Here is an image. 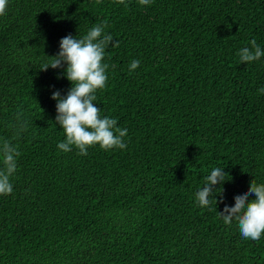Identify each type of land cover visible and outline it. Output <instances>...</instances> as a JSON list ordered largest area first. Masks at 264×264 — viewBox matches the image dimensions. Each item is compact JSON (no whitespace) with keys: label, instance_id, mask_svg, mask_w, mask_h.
I'll return each mask as SVG.
<instances>
[{"label":"trees","instance_id":"16d2710c","mask_svg":"<svg viewBox=\"0 0 264 264\" xmlns=\"http://www.w3.org/2000/svg\"><path fill=\"white\" fill-rule=\"evenodd\" d=\"M125 4L8 0L0 16V142L20 152L0 195V264H264V233L245 239L218 215L264 183V55H238L252 39L264 51V0ZM105 21L119 46L93 103L128 129L127 147L64 152L51 94L71 82L39 68L62 37ZM215 167L226 180L201 207Z\"/></svg>","mask_w":264,"mask_h":264},{"label":"clouds","instance_id":"9594fccd","mask_svg":"<svg viewBox=\"0 0 264 264\" xmlns=\"http://www.w3.org/2000/svg\"><path fill=\"white\" fill-rule=\"evenodd\" d=\"M151 2L152 0H139L141 5H149ZM117 3L125 4V0H117ZM7 4L8 0H0V16L6 14ZM106 27L105 21L94 25L82 38L71 34L62 37L59 52L39 68L43 71L49 67L60 68L63 70L60 75L71 82L66 95L62 96L59 90L51 94V98L57 101L55 122L64 130L66 137L57 147L64 152L71 151L72 146H75L79 149L80 155H87L88 147L96 144L105 151L127 147L123 138L127 135L128 129L117 127V120L114 118L101 117L100 108L93 103L96 100L95 92L103 89L108 79L106 69L109 66L102 63L105 51L110 45L119 46V41L105 32ZM250 45L242 47L238 52L242 63L258 60L264 55L255 39L250 41ZM139 64V60H132L129 71L135 70ZM259 91L264 93V88ZM0 154L3 157V168L0 169V195H8L13 192L10 177L17 170L20 152L18 146L11 141L3 140L0 142ZM226 174L224 168L215 167L204 177L203 186L195 194L199 206L208 207L213 203L210 197H213L217 189L215 186L222 185L226 180ZM217 194H221L220 202H223L222 190ZM250 194H254L255 198L249 200ZM215 197L216 194L214 202L217 205ZM234 200V205L225 204L218 215L226 225L235 219L243 238L259 240L264 233V183L257 184L253 179L247 191L236 195Z\"/></svg>","mask_w":264,"mask_h":264},{"label":"bare ground","instance_id":"6f19581e","mask_svg":"<svg viewBox=\"0 0 264 264\" xmlns=\"http://www.w3.org/2000/svg\"><path fill=\"white\" fill-rule=\"evenodd\" d=\"M236 107V106H235Z\"/></svg>","mask_w":264,"mask_h":264}]
</instances>
